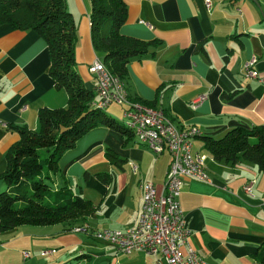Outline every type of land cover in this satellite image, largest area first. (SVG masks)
<instances>
[{"label":"crops","instance_id":"crops-1","mask_svg":"<svg viewBox=\"0 0 264 264\" xmlns=\"http://www.w3.org/2000/svg\"><path fill=\"white\" fill-rule=\"evenodd\" d=\"M204 1L123 0L127 15L119 33L160 41L153 55L127 64L125 89L129 101L153 104L178 128L199 130L192 152L204 157L209 181L182 184L179 200L191 230L189 246L207 264H257L255 254L264 242V176L250 163L214 161L205 138L217 140L235 127L264 124V84L243 74L255 56L253 69L264 79V0H209V11ZM65 2L78 34L75 68L96 102L88 66L101 56L90 42L89 0ZM48 65L45 44L33 32L0 25V174L6 151L18 140L12 127L34 130L38 109L66 106V93L46 74ZM199 96L205 98L193 107ZM124 109L110 105L105 113L121 124ZM168 165V153L154 154L131 131L89 130L61 155L50 188L80 195L94 215L71 226H21L0 233V264H157L151 255L119 254L91 234L133 226L141 210V186L152 182L160 192ZM252 181L248 195L244 187ZM41 251L53 252L42 256Z\"/></svg>","mask_w":264,"mask_h":264},{"label":"trees","instance_id":"trees-1","mask_svg":"<svg viewBox=\"0 0 264 264\" xmlns=\"http://www.w3.org/2000/svg\"><path fill=\"white\" fill-rule=\"evenodd\" d=\"M90 4L92 48L101 56L105 69L125 85L127 64L153 55L160 41L143 42L119 33L127 15L123 0H90ZM3 24L12 30L31 31L43 41L49 60L46 74L54 88L66 93L67 100L63 108L38 109L34 130L12 127L18 140L6 151L0 174L5 186L0 192V233L21 226H71L94 215V209L66 188H50L59 158L95 127L106 126L124 134L130 131L105 109L94 107V92L84 86L76 71L78 36L65 0H0ZM130 101L157 110L153 104ZM205 149L218 163H250L264 176V124L250 129L235 127L217 140L207 137ZM255 258L257 264H264V242Z\"/></svg>","mask_w":264,"mask_h":264},{"label":"built area","instance_id":"built-area-1","mask_svg":"<svg viewBox=\"0 0 264 264\" xmlns=\"http://www.w3.org/2000/svg\"><path fill=\"white\" fill-rule=\"evenodd\" d=\"M204 6L209 11L210 1L205 0ZM256 61V57L252 56L244 65L243 74L248 79L264 84V79L253 69ZM88 72L96 81L97 101L93 105L124 106L123 115L139 125L143 145L156 155L162 152L169 155L168 170L161 191L158 192L152 182L147 184V191H141V210L136 223L122 230L102 229L101 233H92L91 236L114 247L122 255L143 253L157 257V264H161V260L165 264H207L189 246L191 230L186 225L179 200L185 179L204 183L209 181L203 166L204 157L192 152V141L199 135V130L186 127L182 134L170 132L159 109L154 114L137 111L123 99L120 87L102 79L97 71V60L88 66ZM204 98L197 97L193 107ZM131 166L135 171L134 165ZM252 185L253 181L244 187L246 194L251 193ZM72 231L78 232L79 229ZM182 248L185 249L184 254L181 253ZM52 252L41 251L40 255ZM22 255L26 257V253L22 252Z\"/></svg>","mask_w":264,"mask_h":264},{"label":"bare ground","instance_id":"bare-ground-1","mask_svg":"<svg viewBox=\"0 0 264 264\" xmlns=\"http://www.w3.org/2000/svg\"><path fill=\"white\" fill-rule=\"evenodd\" d=\"M97 71L99 73V76L102 79H106L107 82H109V84H115L116 87H120L123 91V99L130 104V106L135 107V109L139 112H143L144 114H154V112H157V110L143 106L141 104L138 103H133L131 101H129L128 99V95L125 89V85L123 82H121L118 78L114 77L113 75H111L104 67L102 61L97 60ZM95 108L97 109H101L104 110L106 109L108 106L103 105V104H95L94 105ZM159 114L160 116L164 119V121H166L167 123V129L170 132H174L175 134H182L183 132V128H178L177 126H175L166 116L165 114L159 110ZM123 124L125 125V127L132 132V134L134 135V137H136L141 143H143V140H141V135L139 133V125L136 124L133 120H129L127 117H125V115H123ZM187 129H194L193 127H189ZM199 136V135H197ZM196 136V137H197ZM147 184L150 183H145L141 186V190L142 191H147ZM76 229V228H75ZM93 233H101V231H94Z\"/></svg>","mask_w":264,"mask_h":264},{"label":"rangeland","instance_id":"rangeland-1","mask_svg":"<svg viewBox=\"0 0 264 264\" xmlns=\"http://www.w3.org/2000/svg\"><path fill=\"white\" fill-rule=\"evenodd\" d=\"M90 6H91V4H90V0H89V10H90V8H91ZM72 18H73V16H72ZM73 20H74V19H73ZM77 36H78V34H77Z\"/></svg>","mask_w":264,"mask_h":264}]
</instances>
